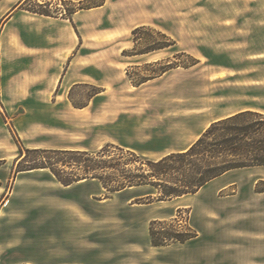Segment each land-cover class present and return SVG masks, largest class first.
Here are the masks:
<instances>
[{"label": "rangeland", "instance_id": "374dc122", "mask_svg": "<svg viewBox=\"0 0 264 264\" xmlns=\"http://www.w3.org/2000/svg\"><path fill=\"white\" fill-rule=\"evenodd\" d=\"M45 16L64 18V70L48 69ZM161 33L169 46L140 53ZM244 107L264 110V0H0V264H236L243 238L246 264H264V166L170 200L17 171L22 148L112 143L158 158ZM152 220L193 237L154 246Z\"/></svg>", "mask_w": 264, "mask_h": 264}, {"label": "trees", "instance_id": "16d2710c", "mask_svg": "<svg viewBox=\"0 0 264 264\" xmlns=\"http://www.w3.org/2000/svg\"><path fill=\"white\" fill-rule=\"evenodd\" d=\"M31 0H19L26 3ZM85 0H81V3ZM51 15L49 10H30ZM147 29H133L137 34ZM158 45L147 43L140 53L169 46L172 42L164 33ZM30 154L35 157L28 159ZM264 166V110L247 108L212 121L187 148L172 151L158 158H147L133 150L108 143L98 150L85 149H20L17 171L48 168L63 185L83 179H95L108 193L130 187L149 186L155 200H170L194 194L209 181L222 174L245 167ZM153 201V195L147 196ZM193 230H180L174 220H152L150 242L154 246L185 242Z\"/></svg>", "mask_w": 264, "mask_h": 264}, {"label": "crops", "instance_id": "0c3cea01", "mask_svg": "<svg viewBox=\"0 0 264 264\" xmlns=\"http://www.w3.org/2000/svg\"><path fill=\"white\" fill-rule=\"evenodd\" d=\"M72 1H77L78 2L80 0H72ZM45 17L49 18V20H47L46 24L48 25V28L50 29L51 35H52L51 36V38H52V40H51L52 60H51V63L49 65L48 69L52 70V71L64 70V18H55V17H51V16H45ZM63 77H64V75H63ZM63 77H62V79L60 81H58V84H56V86L57 85L58 86H62L64 84ZM56 79L58 80V77ZM247 108L248 107H244V108L238 109L236 111H239V110H242V109H247ZM236 111H233L231 113L216 117L212 121L217 120V119H219L221 117H225V116L230 115L232 113H235ZM209 124H207V126ZM181 150H183V149H181ZM217 178H215V179H217ZM254 193L264 194V190L263 191H254ZM261 230H262V227H259V232L260 233H261ZM240 237H242V236H240ZM242 240H238V239L236 240L238 242V244H237L238 246L235 249L236 253H237L236 264H246V259L247 258L245 259V256H246L245 255V251H246V249L249 248V246L245 244L244 238ZM232 241H234V240H230L229 244ZM214 245L215 244L212 242L211 246H214ZM231 251H233V250H231ZM255 257H257V256H255ZM199 259L200 258H197V260L196 261H192V263H196V264H221V263L226 262V261H222L217 256L215 257L214 255H211L209 258H205L204 261H201V259L200 260Z\"/></svg>", "mask_w": 264, "mask_h": 264}]
</instances>
